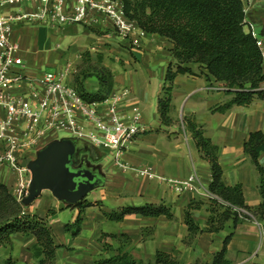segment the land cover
Masks as SVG:
<instances>
[{
  "label": "crops",
  "instance_id": "1",
  "mask_svg": "<svg viewBox=\"0 0 264 264\" xmlns=\"http://www.w3.org/2000/svg\"><path fill=\"white\" fill-rule=\"evenodd\" d=\"M242 2L244 6L249 7L246 20L254 24L257 31L261 28L260 34L263 38L260 40V49L263 53L264 1L242 0ZM26 9H30V6L25 7ZM11 10L5 8L3 12L9 14ZM103 26L91 28L73 24L57 28L46 25L16 27L11 39L19 45V56L25 65V74L32 79H39L43 76L45 72H41V68L47 62L52 66L68 59L75 61L80 47L89 48L88 46L92 45V37L96 35L112 38L121 44L124 51L136 58V63H133L136 72L125 75L118 72L113 90L127 88L128 83L130 95L126 100L124 110L129 113L128 110L132 106H138L141 112V123L147 132L138 137L124 156L125 161L132 166L146 167L156 175L167 179L184 180L195 174L202 187L208 189L212 179L210 166L200 158L191 134L185 130L170 139V134L177 131V125L162 126L157 105L153 117H150L151 99L157 100L164 82L159 88L149 90L148 81L142 76V66L166 61L167 67L164 68L162 75L164 80L169 64L174 62L171 57L172 44L156 34L146 32L142 34L137 24H135L136 34L129 38L114 34L110 23H105ZM53 34H58L63 41H66L65 51L59 53V46L51 49L50 40L53 39ZM47 51L58 53L60 62L56 63L51 57L46 58ZM73 72L76 73L74 70ZM149 74L153 75L152 72ZM71 78L72 76L70 80ZM84 85L86 88L85 83ZM220 86L214 79L207 81L204 75H179L174 81L172 95L174 103L181 104L183 112L172 115V118L179 119L180 124H183V118L190 117L202 126L205 137L220 149L219 161L224 184L229 187L241 184L245 205L248 209L255 211L261 202L258 174L251 159L244 153V143L250 133L264 132V100H254L248 107H234L225 114L213 113L211 110L214 107L231 99V96L226 95ZM214 88L219 90H213ZM261 89L264 90V82L261 84ZM20 90L21 88H15L12 92L18 93ZM97 90L98 82L88 92L95 93ZM151 129H159V132L148 133ZM34 155L36 156L35 153ZM259 163L264 166V153L260 156ZM95 170L99 171L105 182L101 187L90 191L82 201H89V196H91L90 202L99 201L100 206L90 207L83 212L81 232L76 237L72 238L66 232L68 224L62 222L59 217L60 213L71 210L72 218L69 225H72L79 216V211L70 209L71 205H66L65 202L55 198H43L44 193L49 191H43L39 199H36L28 209L23 205L25 212L41 217H45L51 209L55 211L48 221L55 243L63 247L57 255L59 264H93L96 259L117 255L121 248L123 251L130 252L136 260L141 261H153L156 251L159 250L171 254L174 258H180V260L188 261L186 258L188 254L190 259L204 258L205 263H210L213 255L221 250L222 241L231 231L234 234L228 245V261L231 264H264V237H261L260 230L254 222L241 221L235 229L232 223L228 222L225 230L219 234H198L193 244L194 251L191 252L189 247L182 248L179 240L181 233H188L184 222L185 207L191 203H202L192 213L194 220L201 228H204L209 217V201L189 191L179 192L162 181L153 182L148 179V182L138 185L129 181L130 178H127L125 174L118 175L113 167L104 168V171L101 168ZM116 178L120 181L112 184V180ZM0 181L9 188L13 195V190L8 184L13 183L11 185L13 188L16 174L0 166ZM135 203L151 204L155 207L163 205L171 210L174 219L169 220L165 216L156 218L128 216L122 222H114L104 215V213L118 212ZM147 227L150 228L151 235L143 241L141 229ZM111 235H115L116 238H112ZM121 235H126L129 240L124 241ZM219 237L220 239L217 240L216 238ZM35 243L34 237L16 235L13 237V246L8 256H11L16 264H32L34 259L30 250ZM104 245H108V248Z\"/></svg>",
  "mask_w": 264,
  "mask_h": 264
},
{
  "label": "trees",
  "instance_id": "2",
  "mask_svg": "<svg viewBox=\"0 0 264 264\" xmlns=\"http://www.w3.org/2000/svg\"><path fill=\"white\" fill-rule=\"evenodd\" d=\"M124 7L126 17L148 34H156L172 44L170 63L163 87L166 99L158 101V112L162 126H170V107L174 81L179 75H204L207 81L214 79L231 99L217 105L211 111L225 114L234 107H248L254 100H264V57L259 47L263 38L260 33L253 37L245 31V12L242 0H119ZM258 32V31H257ZM197 67L202 73H196ZM98 81V90L90 93L78 81L71 83L80 96L87 101H103L114 89V77L107 69L94 76ZM75 84V85H74ZM183 124L192 136L200 158L206 161L211 170V182L208 190L224 202L249 210L254 217L264 223V166L259 158L264 153V132L250 133L244 143V153L251 159L258 174V190L261 202L255 211L245 205L243 186H226L219 161L220 149L205 137L202 126L189 117ZM209 217L204 228L193 218V210L202 203H191L185 207L184 222L187 232L196 236L202 233L219 234L226 224L231 222L233 229L241 222L238 215L211 200ZM98 205V203H97ZM95 206L82 201L69 208L77 209L79 216L75 223L66 225V232L76 237L81 232L83 212ZM196 206V207H195ZM55 214L53 209L45 217L29 214L23 204L11 194L9 188L0 181V264H16L11 256H3L1 250L11 248L13 237L23 235L34 237L35 245L30 250L36 264H58L57 255L62 246L55 243L49 218ZM114 222H122L128 216L174 218L171 210L165 206L155 207L144 204L140 207H125L118 212L104 213ZM233 231L222 241V248L213 255L207 264H231L227 259L228 245ZM116 238L115 235H111ZM124 241L129 238L126 235ZM108 248V245H104ZM93 264H180L171 254L156 251L153 261L136 260L128 251L109 258H99Z\"/></svg>",
  "mask_w": 264,
  "mask_h": 264
},
{
  "label": "built area",
  "instance_id": "3",
  "mask_svg": "<svg viewBox=\"0 0 264 264\" xmlns=\"http://www.w3.org/2000/svg\"><path fill=\"white\" fill-rule=\"evenodd\" d=\"M28 5L30 9L25 10ZM5 8L12 12L5 14ZM244 12L245 16L249 12L246 5ZM105 23H110L123 38L136 34L135 23L126 17L119 0H0V166L16 174L12 188L15 199L21 203L27 196L30 156L65 133L112 156L114 166L123 172L169 182L179 192L189 191L215 200L236 213L241 221L254 222L264 237L263 222L249 210L224 202L204 189L195 174L184 180L165 179L124 161L125 154L146 132L140 109L132 106L129 113L124 110L129 89L113 90L103 101H87L69 83L73 74L69 63L54 73L45 72L41 78L32 79L25 74L19 45L11 39L16 27L80 24L99 28ZM245 23L246 32L256 37L255 25L246 19ZM15 88L21 90L13 93Z\"/></svg>",
  "mask_w": 264,
  "mask_h": 264
},
{
  "label": "rangeland",
  "instance_id": "4",
  "mask_svg": "<svg viewBox=\"0 0 264 264\" xmlns=\"http://www.w3.org/2000/svg\"><path fill=\"white\" fill-rule=\"evenodd\" d=\"M27 27H31V26H27ZM260 30H261V28L258 29V33L261 32ZM113 33L116 34L115 31H113ZM52 37H53V39L50 40L51 49H55L57 46H59V49H58V51L60 50L59 53L65 51V49H66V41H63L58 34H53ZM92 38H93L92 45H89L88 46L89 48H82L83 46L80 47V52L77 55V59L75 61L72 60V59H68V60L64 61L63 63H59L60 60H59V57H58V53H56V52L55 53H52V52L48 53V51H47L46 58L51 57L52 59H54V61L56 63H59V64L50 66V64H48V62H47L41 68V72H52V73H54L57 70H59L61 68H64L65 65L68 62L69 64L72 65L73 70L76 72L75 74L73 72V75H72V78H71L72 80H69V83L73 84V83L78 81V83L82 84L83 87H85V85H84V83H85L86 84V88L89 91H91V89L94 86H96L98 81H97V79L94 76L96 74L101 73L102 69H107V70H109L111 72V74L114 77V83H115V77L117 76L118 72H122V74H124V75L125 74H132L133 72H136L135 71L136 70L135 64H133L134 62L136 63V58L132 54H129L126 51H124V49L122 48L121 44H118V42H116L112 38L102 37V36H100V34L98 36L96 35V36H94ZM139 67H140V65H139ZM142 67H143L142 68L143 69V75L142 76H143L144 79H146L148 81L149 90L152 91L154 88L155 89L159 88L163 84V82H164V86L163 87L168 85V84H165V80H163V76H162L164 68L166 69V67H167L166 61H162L161 63H157V64H145ZM194 71H196V73H198V74L201 73V71L199 69H195L194 68ZM149 72H152L153 75H150ZM127 76L129 77V75H127ZM126 87H127V89L129 88L128 83L126 84ZM213 90H219V89L214 88ZM166 98H167L166 97V92L162 88L160 94L157 97V100L154 99V98L151 99V104H152V108L150 109L151 110L150 111V117L151 118L153 117V115L155 113L154 111H155V106L156 105H157V110H158V101L161 100V99H166ZM172 108L174 110H172ZM171 112H173V114H171ZM180 112H183V110L181 108V104H175L174 103V97L172 95V103H171V107H170V118H171V125L170 126L176 124L177 125V131L172 133V134H170V136H169L170 139L172 137H174V135H179L183 131L186 130L185 126L183 124H180L179 119L172 118V115H174L176 113L179 114ZM158 116H159V112H158ZM170 126H165V127H170ZM151 130L148 133H154V132L158 133L159 132V129H154L152 131ZM146 133L147 132H145L144 134H146ZM64 139H71V136L68 135V134H65V133H60L58 135V140H64ZM81 143H82V150L78 151L76 157H78L81 153L84 154V155L86 154L84 156L83 160H82L86 165H90L91 166V164H92V167H94L95 169L96 168H101L102 171H104V168L109 169V168L113 167L114 172H116V173L118 172L117 173L118 175L125 174V176H128L127 178H130V179H128L129 181H133L134 183H137L138 185H140L141 183L148 182V179L141 178L136 173H133V172L126 173V172H123V171L119 170L117 167L114 166V161H113V157L112 156H110V155H108L106 153H103L101 151L96 150L92 145H90L87 142L81 141ZM145 156H147V154H145ZM30 157H31L30 160H32V159L35 160L36 159L35 155H32ZM124 161H125V159H124ZM94 163H96V164H94ZM127 164L130 165L129 163H127ZM130 166L134 167V168H137V169H145V170L150 171L146 167L141 168V167H136V166H132V165H130ZM98 173H99V171H98ZM165 179H167V178H165ZM171 180H175V179H171ZM119 181H120V179L116 178V179L112 180V184H116V182H119ZM155 181H161V180L153 179V182H155ZM162 182H164V181H162ZM165 183H167L170 187H172L169 182H165ZM12 184H11V182L8 184L11 190H12V186H11ZM141 185H143V184H141ZM25 195H26V193H25ZM43 198L54 199L53 195L50 192H45ZM37 199H39V198H37ZM91 199H92V197L89 196V201H87V202H90ZM203 199H206V198L203 197ZM207 201H209V200H207ZM113 202L115 203V200ZM91 203H94L95 207H99L100 206V202L99 201L91 202ZM97 203H98L99 206L97 205ZM33 204H34V202L31 205H33ZM142 205H144V203L143 204L135 203L134 205H128V206H130V207H132V206L133 207H140ZM25 207H26V209H28L30 207V205L29 206H25ZM70 209H72V208H70ZM59 218L65 224L71 223V218H72L71 210H66V211L60 213V217ZM141 235H142L143 241L147 240L150 237V235H151L150 228L147 227L145 229H141ZM195 239H196V236H192L189 233H187V234H182L181 233L180 234V238H179L180 243H181V247L182 248L183 247H186V248L189 247L191 249V250L189 249L191 252L194 251V249H193L194 245L193 244L195 243ZM216 239L219 240L220 237L216 238ZM12 246H11V249H12ZM9 251H10V248L3 249V250H1V254L3 256L7 257L8 254H9ZM188 256L189 255L186 254V258H188V261L180 260V258H176V260L180 264H207V263H205L204 258L193 260V259H190L191 258L190 256L189 257ZM191 260H193V261H191ZM57 262H58V260H57ZM32 264H36V261H34V263H32Z\"/></svg>",
  "mask_w": 264,
  "mask_h": 264
},
{
  "label": "water",
  "instance_id": "5",
  "mask_svg": "<svg viewBox=\"0 0 264 264\" xmlns=\"http://www.w3.org/2000/svg\"><path fill=\"white\" fill-rule=\"evenodd\" d=\"M77 140L53 141L36 153V159L28 164L30 180L27 196L22 200L24 206L31 205L43 191H49L57 200L73 205L104 184L100 174L82 167L74 169L79 151ZM84 182L77 183L76 179Z\"/></svg>",
  "mask_w": 264,
  "mask_h": 264
},
{
  "label": "flooded vegetation",
  "instance_id": "6",
  "mask_svg": "<svg viewBox=\"0 0 264 264\" xmlns=\"http://www.w3.org/2000/svg\"><path fill=\"white\" fill-rule=\"evenodd\" d=\"M77 142H78L77 144H78V148H79V151H80V150H82V143H81V141H79V140H77ZM96 150H97V149H96ZM98 151H99V150H98ZM91 152H92V151H91ZM85 155H86V154H85ZM85 155L81 153L78 157H76V163H75L74 169H80V168H82V167H86V168L92 170L93 172L98 173V171L95 170L94 167H92V164H91V166H90V165H86V164L82 161ZM93 168H94V169H93ZM98 174H99V173H98ZM84 181H85V179H83V178H78V179H76V182H77V183L84 182Z\"/></svg>",
  "mask_w": 264,
  "mask_h": 264
}]
</instances>
